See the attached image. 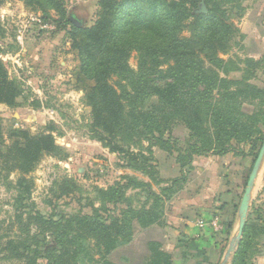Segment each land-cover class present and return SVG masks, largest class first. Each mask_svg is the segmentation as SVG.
Wrapping results in <instances>:
<instances>
[{
	"label": "trees",
	"instance_id": "16d2710c",
	"mask_svg": "<svg viewBox=\"0 0 264 264\" xmlns=\"http://www.w3.org/2000/svg\"><path fill=\"white\" fill-rule=\"evenodd\" d=\"M35 1L41 8L48 4L47 0ZM200 1L99 0L96 21L88 28L71 14L66 18L58 4L63 23L71 25L72 49L78 55L81 74L92 84L87 89L92 136L109 152L121 154L129 168L150 182L123 176L122 184L95 188L99 207L89 201L90 213L79 210L58 220L36 210L22 211L19 202L10 226L14 233L4 232L0 222V251L6 260L14 264H40L38 260L42 264H80L85 259L113 264L106 256L132 241L134 222L145 229L161 221L164 205L186 183L195 156L240 153L241 144H247L248 155L256 157L264 140V115L257 120L255 114L246 115L241 108L249 98L262 99L264 104V90L248 82L259 61L244 60L249 67L243 73L237 67L238 58L220 57L229 53L238 33L230 14L238 11L241 15L240 2L204 0L207 13L196 15L193 11ZM186 29L188 36H183ZM132 52L136 71L128 64ZM233 71L242 72L241 77L228 79ZM153 76L166 83L157 84ZM21 95L20 86L8 77L0 60V104L15 107ZM177 121L187 128L193 142L185 151L176 149L180 176L166 181L160 177L152 147L168 153L175 150L176 145L164 135ZM17 136L21 143L0 141V182L16 174L19 190L29 193L26 176L43 156H56L61 150L50 129L35 135L22 131ZM136 142L145 143L144 150H130ZM152 182L166 186L156 193ZM71 187L75 185L63 181L59 195H75ZM137 188L144 189L145 202L136 208L126 192ZM249 229L246 220L230 264H251ZM160 248L157 242H150L144 264H172L170 255Z\"/></svg>",
	"mask_w": 264,
	"mask_h": 264
},
{
	"label": "rangeland",
	"instance_id": "374dc122",
	"mask_svg": "<svg viewBox=\"0 0 264 264\" xmlns=\"http://www.w3.org/2000/svg\"><path fill=\"white\" fill-rule=\"evenodd\" d=\"M47 2V6H42V9L35 0H0V60L8 77L22 90L15 107L9 108L0 104V141L4 144L14 141L21 143L18 132L25 131L35 135L50 129L61 150L56 156H43L35 169L26 176L30 181L29 193L19 190L16 174H10L0 182V222L4 232L10 235L14 233L13 230L10 232V229H14L10 226L19 211V202L24 207L22 211L36 210L44 216H52L58 220L61 216H70L79 210L90 213L87 207L89 201L99 207V195L95 188L107 189L115 184H122L123 176L134 177L140 182H150L146 176L129 168L121 154L109 152L91 134L87 89L92 84L81 74L78 55L72 49L71 25L63 23L58 4H62L66 18L71 14L76 20H82L84 28H88L96 21L99 0ZM239 2L241 15L238 11H232L230 14L238 33L231 42L229 53L220 54V57L238 58L237 67L243 73L248 66L244 60L259 61L258 66L251 69L253 75H249L248 82L264 90V0ZM193 13H207L204 0L199 2ZM182 35L188 36L187 29ZM128 64L132 70H137L134 52L131 53ZM241 75L242 72L233 71L228 75V79H238ZM152 78L157 84L166 83L157 82L156 76ZM241 109L246 115L255 114L257 120H261L264 115L262 99L249 98L243 102ZM164 138L169 140L172 146L176 145L175 150L168 153L155 146L152 147V156L159 170V164L162 162L161 169L171 172L169 168L179 155L176 149L185 151L193 140L187 128L179 121L172 124ZM145 145L136 142L130 146V150H144ZM240 148V153L233 152L222 156L223 159L210 155L202 156L205 158L195 156L194 172L188 176L190 181L201 176L195 183L199 188L204 185L207 188L217 186L221 194L226 190L231 192V196L225 197L231 200L236 208L234 227L222 240L220 262L235 234L238 206L255 159L248 155L247 144H241ZM154 149H157L155 156ZM199 168L205 170L204 175H201ZM136 173L139 174L138 177L134 175ZM141 177L147 178V181ZM63 181L75 185V188L71 187L75 195H59L58 187ZM162 186L166 185L158 186L152 182V189L156 193ZM126 195L132 199L136 208L145 202L142 188L129 190ZM177 197L183 198V194H178L173 200H177ZM191 197H195L197 201L200 198L198 193ZM247 220L250 225L247 232L248 242L251 243L247 251L250 261L255 254L264 251V162L254 184ZM259 227H262L263 231H260ZM137 230H133V238L129 244L119 246L107 255L106 259L113 264H144L149 253V237H143L142 232ZM92 254L95 255L94 252ZM218 256L214 260H217ZM38 262L42 264L44 261ZM0 264L14 262L6 260L0 251ZM80 264L94 263H88L84 259Z\"/></svg>",
	"mask_w": 264,
	"mask_h": 264
},
{
	"label": "crops",
	"instance_id": "0c3cea01",
	"mask_svg": "<svg viewBox=\"0 0 264 264\" xmlns=\"http://www.w3.org/2000/svg\"><path fill=\"white\" fill-rule=\"evenodd\" d=\"M155 150L157 149L153 150L154 156ZM195 162L192 163V169L187 174L182 189L165 204L161 221L145 229H141L134 222L133 230L138 229L143 237H149L148 244L157 242L161 246L160 249L170 255L172 264H219L222 240L234 227V205L231 200L226 199L227 196H231V192L226 190L221 194L217 186L214 188H207L205 185L201 188L196 186L195 183L201 179V176L193 178L192 181L188 177L195 169ZM161 166L162 162L159 164V174L163 180H172L180 176V168L175 160L169 168L171 172L163 171ZM198 170L201 175L205 174L202 168ZM134 175L139 176L137 173ZM142 179L147 181V178ZM196 193L200 197L199 201L191 197ZM178 194H183V198L177 197V200H173ZM216 256L218 259L214 260ZM148 257L149 253L145 260ZM250 262L264 264V251L255 255Z\"/></svg>",
	"mask_w": 264,
	"mask_h": 264
},
{
	"label": "water",
	"instance_id": "95a60500",
	"mask_svg": "<svg viewBox=\"0 0 264 264\" xmlns=\"http://www.w3.org/2000/svg\"><path fill=\"white\" fill-rule=\"evenodd\" d=\"M204 9V7H203ZM205 12V9H204ZM264 162V140L257 152V155L252 164L249 176L247 178L246 186L243 191L240 204L237 210V228L235 234L229 241L228 247L222 257V260L219 264H229L232 256L236 252L240 240L242 238L243 230L247 220V214L251 202L252 192L254 189V184L259 173V170Z\"/></svg>",
	"mask_w": 264,
	"mask_h": 264
}]
</instances>
